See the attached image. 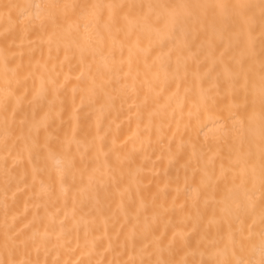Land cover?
<instances>
[{
	"label": "bare ground",
	"instance_id": "bare-ground-1",
	"mask_svg": "<svg viewBox=\"0 0 264 264\" xmlns=\"http://www.w3.org/2000/svg\"><path fill=\"white\" fill-rule=\"evenodd\" d=\"M0 264H264V0H0Z\"/></svg>",
	"mask_w": 264,
	"mask_h": 264
}]
</instances>
